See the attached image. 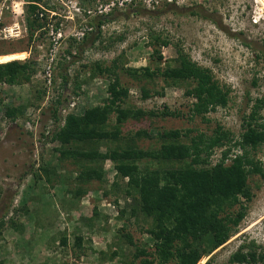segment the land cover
Masks as SVG:
<instances>
[{
  "label": "rangeland",
  "instance_id": "374dc122",
  "mask_svg": "<svg viewBox=\"0 0 264 264\" xmlns=\"http://www.w3.org/2000/svg\"><path fill=\"white\" fill-rule=\"evenodd\" d=\"M27 1L0 0V55L18 53L20 61L31 65L28 80L15 86L0 85V264H123L132 259L136 246L153 253L146 231L154 220L138 211L135 193L125 194L128 180L117 179L114 165L104 162L102 181L81 186L76 182L79 165L60 159L61 145L53 140L64 123L60 108L69 102V96L75 98V116L102 106L116 75L128 91L121 106L147 116L121 126L120 136L126 143L157 151L160 132L211 134L216 125L237 138L240 116L248 113L255 99L264 98V0H130L107 13H112L111 21L99 34L89 33L77 44L70 40L62 44L56 67L58 86L51 90L45 87L42 71L51 47L50 28L60 29L64 36L79 27L91 28L105 15H98L99 9L120 0H36L38 18L43 19L38 22L44 27L35 28L32 39L25 23ZM74 5L80 14L75 13ZM155 37L169 45L159 47ZM67 49L76 51L74 59L61 57ZM177 49L209 69L219 85L229 89L226 107L210 112L205 120L191 113L192 100L184 95L185 84L171 86L159 77L141 80L142 74L131 75V70L146 66L154 69L157 62L162 69L167 63L172 65ZM158 54L161 61H157ZM97 67L107 71L99 73ZM141 86L149 93L146 99ZM7 108H20L21 114L13 120L5 114ZM149 112L166 115L148 118ZM114 124L111 115L108 128ZM125 141L103 142L96 148L104 153L127 145ZM222 150H214L212 164ZM255 155L264 168V148ZM44 163L55 169L52 177L64 179L62 185L57 180L51 185L44 181ZM170 164L149 159L138 162L142 171L166 169ZM35 175L41 179L34 182ZM249 185L253 199L238 233L198 264L209 259L210 264H230L231 254L249 242L264 251V181L256 176ZM78 188L87 192L75 199L72 192ZM24 206L27 215L21 210ZM94 210L98 216L90 227L87 220ZM12 222L23 227L22 233L10 227ZM64 233L67 247L58 244ZM122 234H128L134 246L128 245ZM75 235L83 240L78 258L73 248Z\"/></svg>",
  "mask_w": 264,
  "mask_h": 264
},
{
  "label": "trees",
  "instance_id": "16d2710c",
  "mask_svg": "<svg viewBox=\"0 0 264 264\" xmlns=\"http://www.w3.org/2000/svg\"><path fill=\"white\" fill-rule=\"evenodd\" d=\"M27 2L25 23L29 39H32L35 28L44 26L38 22L43 19L38 18L36 0ZM111 16L112 13L100 16L96 26H90V33L98 31L99 34L101 27L111 21ZM88 35L89 33L82 41ZM69 42L77 44L73 39ZM154 42H158L157 45L161 48L169 45L158 37L154 38ZM63 54L71 60L75 58L76 51L67 49ZM177 54L172 65L167 63L162 69L157 62L154 69L146 66L131 70V75L142 74L145 79L141 80L159 77L171 86L185 84L184 95L192 100L191 113L204 120L210 112L226 107L229 89L221 87L209 69L193 62L183 51L178 50ZM161 59L158 54L157 61ZM113 68L115 69V65ZM96 69L99 73L107 71L106 68ZM29 73L31 65L20 61L18 53L0 55V85L20 84L30 78ZM135 79L138 80L139 77ZM62 80L66 83V78L62 77ZM141 93L143 99L149 97L143 86ZM126 98L127 89L121 87L118 77L114 75L108 89V99L102 106L88 109L82 116L69 114L64 117L63 125L53 135V140L58 141L62 148L60 159H71L79 165L76 182L81 186L93 181L101 182L102 165L110 161L114 165L117 179L128 180L125 194L130 196L132 192L135 193L138 211L154 220L146 231L153 253L136 246L132 259L123 264H137L138 259V264H198L202 258L210 256L238 233V227L247 214L248 204L253 199L249 180L258 176L264 181V168L255 155L259 149L264 148V98L255 99L248 113L244 112L240 116L241 131L237 138L220 125H216L211 134L197 133L194 136H190L192 130H171L158 133L160 146L157 151L141 150L126 143L120 136V128L126 121L147 117L141 110L123 108L121 104ZM56 104L60 105L61 101L57 100ZM5 114L15 120L21 114V109L7 108ZM111 115L115 116V124L109 129ZM147 115L151 118L166 114L149 112ZM121 141H125L127 145L109 148L104 153L96 148L103 142ZM215 149L223 150L217 162L212 164L210 157ZM144 159L171 163V166L161 170L142 171L138 162ZM41 171L47 184L51 185L56 180L58 185L63 184L64 179L52 177L55 169L49 167V164L44 163ZM39 179L41 177L35 175L34 182ZM86 192L83 188H78L72 193L75 199H80ZM21 210L27 215L26 206ZM123 213L125 212H120V217ZM97 216L94 210L93 217L87 220L90 227L93 218ZM15 225L12 222L10 227L22 233L23 227ZM122 237L128 245L134 246L128 234H122ZM67 242L64 233L58 244L67 247ZM82 243V238L75 235L73 248L78 251L75 253L77 258L82 251ZM228 262L264 264V251L254 242L244 243L231 254ZM205 264H210V259Z\"/></svg>",
  "mask_w": 264,
  "mask_h": 264
},
{
  "label": "built area",
  "instance_id": "2783aa9c",
  "mask_svg": "<svg viewBox=\"0 0 264 264\" xmlns=\"http://www.w3.org/2000/svg\"><path fill=\"white\" fill-rule=\"evenodd\" d=\"M151 2V0H149ZM130 0H120L117 2H111L108 4L103 11L98 10V15H105L109 12H112L115 7L119 6L122 7L126 3H129ZM76 5H74V11L77 14H80V9L75 8ZM92 31V28H89L87 26L79 27V29L74 30V32L68 36H64L60 29L54 30L53 28H50L49 35L51 37V44L48 50V56L46 58V61L43 66V80L45 83V87L48 90H51L54 88V86H58L57 84V76H56V67L58 65L57 57H58V50L62 46V44L66 43L69 40H75L76 42H81L83 38ZM63 53V52H62ZM75 54V52H73ZM63 58L65 57L66 60H69V56H66L63 54ZM61 84V83H60ZM66 94V91L64 92ZM67 99H69V102H66L61 108L60 112L62 114V117H66L69 114H74V111H76V102L75 98L72 96H69Z\"/></svg>",
  "mask_w": 264,
  "mask_h": 264
}]
</instances>
